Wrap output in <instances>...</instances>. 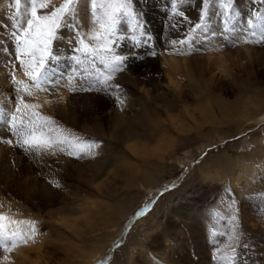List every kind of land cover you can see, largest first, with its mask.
I'll return each mask as SVG.
<instances>
[{
  "label": "rangeland",
  "instance_id": "obj_1",
  "mask_svg": "<svg viewBox=\"0 0 264 264\" xmlns=\"http://www.w3.org/2000/svg\"><path fill=\"white\" fill-rule=\"evenodd\" d=\"M62 3L51 0L38 14ZM229 3L210 0L201 21L203 0H132L133 15L119 17L112 37L109 61L112 55L126 57L123 71L117 72L99 58L73 51L70 41L76 37L60 29L61 38L50 44L52 57L45 56L41 71L69 92L65 108L57 99V85L45 83L49 93L53 88L56 93L47 104L37 99L34 81L12 74L14 69L29 71L16 59L10 22L26 25L31 0H21L19 8L14 0H0V49L12 62L7 76L0 73V111L8 110L9 121L0 128V139L13 141L0 142L2 149L17 148L10 121L16 115L21 127L22 114L15 112L21 97L39 104L37 111L55 122L38 128V134L99 145L94 155L82 158L66 154L75 150L68 143L39 155L20 147L21 161L0 165V214L21 222L10 229L18 226L28 235L29 223L36 225L26 244L8 253L0 249V264H134L147 253L155 264H171L170 258L180 263L186 256L196 263L264 264V122H255L264 111V43L256 42L259 31L251 36L247 24L250 18L264 23L252 16H264V4L231 0V7H225ZM72 22L85 43L94 46L99 25L88 0H80ZM243 33L253 41L252 60L232 43ZM204 39L222 49L224 76L214 78L203 60ZM40 55L35 54L37 62ZM77 56L85 63L77 64ZM164 58L176 61L173 83ZM109 74V83L119 90H103L101 81ZM81 84L91 90H79ZM178 206L186 214L198 207L208 215L193 230L175 215ZM165 226L171 237L166 259L152 247V234Z\"/></svg>",
  "mask_w": 264,
  "mask_h": 264
},
{
  "label": "snow or ice",
  "instance_id": "obj_2",
  "mask_svg": "<svg viewBox=\"0 0 264 264\" xmlns=\"http://www.w3.org/2000/svg\"><path fill=\"white\" fill-rule=\"evenodd\" d=\"M91 6V15L94 21L99 25L98 29L94 30L92 39L95 41V45L85 43L84 39L79 33V26L73 23V18L76 16V6L80 3V0H64L59 7L53 8L50 12L38 14V9H48L51 0H31L30 18L27 19L26 25L20 21L15 23L10 22V27L14 29L11 35L16 44V59L21 64H26L29 71L25 74L35 82V89L38 91L49 92V88L44 86L45 83L51 85H57V81L51 79V76L46 71H41L45 67V56L49 59L52 57V51L50 50V44L54 39L61 38L58 36V31L62 28H68L73 32L76 37L75 40L70 41L73 43V51L82 53L86 58H99L101 62L107 64L111 72L123 71L121 65L125 61L126 57L123 56H109L113 52L112 45L114 40L112 37L117 35V25L119 23V17L132 16L130 11L132 0H88ZM210 0H203L204 9L200 17L201 21L205 19L206 10L209 6ZM261 4H264V0H260ZM17 8H19L21 0H14ZM173 10L176 9L175 2L172 5ZM225 7H231V0ZM97 8L103 9L102 15L97 12ZM183 16V13H180ZM252 16L256 19L264 21V16L258 12H253ZM186 19V18H185ZM248 29L251 30L250 34L253 37L257 36V30L259 31V40L257 43H264V23L259 25L254 23L252 18L247 21ZM201 24H196L195 28H200ZM181 44L185 43L184 40L179 41ZM251 40H245V43H252ZM174 45L176 41L172 42ZM79 45V46H76ZM40 52V59L37 62L35 54ZM152 55H155L153 52ZM23 56H31V61H25L21 59ZM77 64H83L79 56L75 57ZM114 65V66H113ZM113 79L111 74L103 77L101 83L106 87L103 89L106 92L119 90L118 84L112 85L109 83ZM66 83H71L67 81ZM58 86V85H57ZM27 89V86H25ZM70 91H76L77 88H70ZM79 90L88 91L90 87H85L83 84L79 85ZM32 95L31 91L28 92ZM55 95V88L50 93ZM116 99L123 104L124 101L121 96H117ZM39 104H29L23 97L20 98V103L16 105L15 112L21 113L19 118V124L17 126L18 117L13 115L11 117V130L18 137L16 145L22 147L25 153L33 155H39L41 151L48 152L52 150L56 145H63L68 143L75 150L68 151L66 154L82 158L81 154L94 155L93 149L99 145L95 141H83L80 137H74L72 141H69L67 137L63 139H52L45 137L43 133L37 132L38 128L45 125H51L55 122L51 117H45L41 115L37 109ZM0 142L13 144L11 139H0ZM60 152H65L64 147L59 148ZM55 154V152H53ZM59 187L57 183L55 185ZM144 210L137 213L138 216L143 215ZM21 222L9 220V218L3 214H0V249L5 253L11 252L20 244H26L28 240L32 239L36 234V225L34 222L29 223L28 231L30 235L26 234L18 226L15 229H10V225H18ZM10 242V243H9ZM8 259L7 256L4 257ZM99 264H106V261H100Z\"/></svg>",
  "mask_w": 264,
  "mask_h": 264
},
{
  "label": "bare ground",
  "instance_id": "obj_3",
  "mask_svg": "<svg viewBox=\"0 0 264 264\" xmlns=\"http://www.w3.org/2000/svg\"><path fill=\"white\" fill-rule=\"evenodd\" d=\"M244 3H245V6L247 5L246 7H248V5H252V2H249V1H244ZM247 37H248V35H245L244 33L240 34V36H238V38H236V36H234L233 39H235V40L232 41V43L237 46V50L239 51L240 55L242 54L243 57L252 60L253 56H255L256 52L253 50V47L251 46L250 43H245V40H248ZM213 44L214 43H212L208 39H204L202 41V54H203V60L206 62L209 70L211 71L213 77L215 78V77H217L216 75L224 76L225 71H226L225 67H226V61L227 60L223 58V54L221 52L222 49L220 48L221 49L220 50V49L217 48L218 49V51H217L215 45H213ZM5 51L6 50L0 49V73L2 74V76H4V75L7 76L8 75L7 73L11 72V70H9V68H10V66L12 64L11 60L7 57ZM8 51H10V49ZM163 61H164L163 65L165 67L164 71L167 74V76L170 77V83H173L174 75H172V72H173L172 68L175 65H177L176 61L173 58H168V59L164 58ZM18 71H20V70L18 69ZM12 72H13L12 74H14L17 77V79L19 78V80H23L25 78L28 79V76L25 74L26 72H23V73L21 71L17 72V69H14V71H12ZM217 72H218V74H217ZM226 74H227V72H226ZM8 78L10 79V77H8ZM59 86H57V89H58V92H59L57 99L60 101V103H62L63 107H65V105H68V104H65V100H66L67 95L69 94V92L67 93L65 87L62 88V86H64V85H62L61 87H59ZM33 88H34L35 95L37 96V99L41 98L47 104H50L51 94L49 92L47 93V92H43V91H38L37 89H35V86ZM2 89L3 88L1 87L0 90H2ZM1 92H0V96H1ZM40 102H41V100L39 101V103ZM7 113H8V110L0 111V128H5L6 129L7 126L9 125V121L7 119ZM255 122H257V123H263L264 122V111H261V112H259L257 114V116L255 117ZM19 150H20V147L17 146V148L15 150L8 151L7 149H2L1 144H0V165L7 164V162H9V160H13V161H15L17 163L19 161H21V159L23 157L22 158L20 157L21 151H19ZM40 153H43V151H41ZM253 201L250 199L249 201L245 200L244 202H245V204H247V205L249 204L250 205ZM191 210H192L191 214H186L181 209H179V206H178V209H177L175 215H178L180 218L185 219V221H187L189 225L192 224V229L195 230L196 227H198L202 223L201 217L203 215L207 214V211H205L203 209H200L198 207L197 208H193ZM209 217L210 216H207L206 218L209 219ZM193 226H195V228ZM163 230L164 231L160 230V232H158L159 231L158 230L156 234L154 233L155 235L152 234L153 235L152 239L154 241L152 247L156 251V252H153V251L152 252L153 253H158L157 254L158 256L160 255L161 257L165 258L167 256V254H168V250L167 249L169 248L168 245L170 244L169 241L171 240V237H170V234L167 233V227L166 226H165V228ZM142 257L143 258L141 259V261L137 260L134 264H155L154 263L155 261L153 262L151 260V258L149 259L148 253L146 255H143ZM168 261L171 264H211L210 261H204V262H197L196 263L190 256L189 257L186 256L185 259L180 261V263L177 262L176 260L171 259V258Z\"/></svg>",
  "mask_w": 264,
  "mask_h": 264
}]
</instances>
